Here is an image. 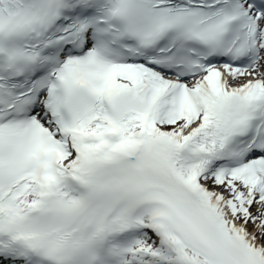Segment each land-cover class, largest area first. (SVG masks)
Masks as SVG:
<instances>
[{"label":"snow or ice","instance_id":"6c2138e0","mask_svg":"<svg viewBox=\"0 0 264 264\" xmlns=\"http://www.w3.org/2000/svg\"><path fill=\"white\" fill-rule=\"evenodd\" d=\"M0 264H264V0H0Z\"/></svg>","mask_w":264,"mask_h":264}]
</instances>
